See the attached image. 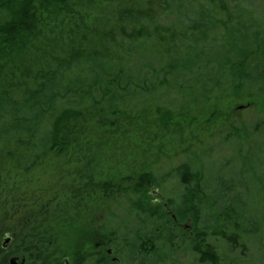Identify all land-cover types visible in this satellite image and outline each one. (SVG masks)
<instances>
[{"label":"trees","instance_id":"16d2710c","mask_svg":"<svg viewBox=\"0 0 264 264\" xmlns=\"http://www.w3.org/2000/svg\"><path fill=\"white\" fill-rule=\"evenodd\" d=\"M202 1L164 0L165 7L157 16L170 19L167 28L161 27V30H167L166 34L160 33L159 27L151 28L153 19L149 13H134L129 9L119 12L123 21L137 27L127 39L116 44L112 56L98 50L70 48L65 57L56 58L54 68L31 72V64L28 71L35 87L26 89L21 99L12 97L0 87V149L3 143H9L26 152L24 162L30 165L47 153H62L72 146L77 137L70 139L68 136L73 132L72 125V131L69 130L70 120L84 116L83 113L124 114L139 107L160 106L164 102L158 120L168 125L170 120L184 116L186 105L198 99L218 95L237 97L252 88L261 89L259 86L264 84V21L254 19L250 13L245 17L247 11L242 4L246 2H241L236 27L228 30L229 40L225 42L222 38L224 42L220 43L215 37L218 27L214 6L210 0ZM92 2L0 0V13L6 15V20L0 23V83L7 76L6 67L18 60L25 61L31 51L42 49L43 38L51 31L46 24L48 17L63 15L70 20L72 17L82 19L84 6ZM176 29L183 38L178 46L174 45L173 38ZM241 31L242 43H239L235 39ZM245 43L247 46L243 48ZM222 73L229 76L228 82H224ZM170 92L176 103L172 107L165 101ZM260 123L264 126V121ZM258 125L253 127V133L256 131L264 136V130L258 131ZM249 153L250 159H233L237 166L228 171L227 179L223 175L226 161L218 160L217 165L214 159H209L206 149L186 156L184 163L168 172V178L152 171L136 173V184L129 188L131 195L124 198L129 200L130 211L126 210L128 215L121 214L127 223L131 213L136 219L149 218L154 222L151 235L136 232L130 238L127 233L131 231L123 226L127 236H120V229L109 225L110 219H118L119 215L109 210L104 226L94 229L91 239L73 240L74 232H70L71 241L64 249L66 251L54 250L53 254H58L54 261L59 264L63 256L72 258L71 264H84L87 260L91 264L126 263L123 257L113 260L118 250L128 256L141 249L158 257L159 254L167 256L168 252L175 250V244L169 239L172 235L166 233L164 237L167 250L164 252L155 244L159 238L154 233L161 223L166 228L169 219L178 230L188 219L195 226L204 222L203 227L210 221L206 228L210 227L211 233L231 249L249 244L257 246L261 239L264 241V217L256 222L253 214L254 207L257 211L264 210V177L260 172L263 162L260 151L252 156L255 160ZM171 176L175 179L176 191L169 197H162L165 200L163 205L160 204L162 199H157L154 204L150 201L153 190L147 192L149 186L163 188ZM258 184L261 192L257 194ZM106 185L100 183L105 190ZM258 196L260 202L256 200ZM247 199L252 200L246 202ZM254 201L257 206L252 205ZM19 215L17 224L24 223L30 217V211ZM200 234L202 237L186 248L198 254V263L220 264L218 252L206 239L210 233L205 230ZM93 242L94 247L108 248L86 253L84 247ZM109 249L112 254L107 252ZM157 260L164 264L163 258ZM0 264H7L6 259H0ZM62 264H66L64 259Z\"/></svg>","mask_w":264,"mask_h":264},{"label":"rangeland","instance_id":"374dc122","mask_svg":"<svg viewBox=\"0 0 264 264\" xmlns=\"http://www.w3.org/2000/svg\"><path fill=\"white\" fill-rule=\"evenodd\" d=\"M210 1L215 9L214 18L218 27L215 37L220 43L224 38L227 42L228 30L236 27L237 10L241 2H246L241 3L247 11L245 17L250 13L254 19L264 21V0ZM163 2L93 0L89 6H84L82 19L72 17L70 20L67 19L70 17L63 15L48 17L46 24L51 31L43 38L42 49L31 51L25 61L18 60L6 67L7 76L1 80L0 87L12 97L21 99L26 89L35 87L33 76L28 71L31 64V72L54 68L57 65L56 58L65 57V52L70 48L113 54L116 44L127 39L137 27L121 19L119 12L124 9L134 13H149L153 19L151 28L159 27V32L166 34L167 30H161V27L167 28L170 19L157 16L159 10L165 7ZM5 20V13H0V23ZM177 31L173 34L175 46L183 41ZM237 34V38L234 35L236 42L242 43V31ZM246 46L247 43L243 48ZM221 75L224 82L229 81V74L228 77H225L226 73ZM259 87L261 89L252 88L237 97L218 95L188 103L183 111L184 116L170 120L168 125L158 120L164 102L160 106L139 107L124 114L83 113L84 116L70 120L69 130L72 131L73 126V132L68 136L70 139L77 137L72 146L62 153H47L30 165L24 162L26 152L3 143L0 149V245L5 234L12 238L7 250L0 253V259L5 257L9 264L10 257L17 256V264H58V261H54L58 255L53 254L54 250L66 251L64 249L71 241L70 232H74L73 240L82 237L91 239L92 231L104 226L109 210L119 215L118 219H110L109 225L120 229V236L126 235L123 226L131 231L126 235L130 238L136 232L151 235L154 222L149 218L142 216L136 219L131 213L127 223V219L123 221L122 217L127 214L126 210L130 211L129 200L124 198L131 195L132 190L129 188L136 184V173L152 171L155 175L164 174L168 178V172L184 163L185 157L193 151L206 149L209 159L226 161L224 179H227L228 171L237 166L233 159H250L249 152L252 157L260 151V160L263 162L260 172L261 177H264V136L256 131L253 133V127L264 121V84ZM165 99L170 107L174 105L173 93H168ZM240 106L243 108H238ZM257 127L260 132L264 130L261 123ZM254 157L251 159L255 160ZM168 180L163 188L159 185L149 186L147 192L153 190L150 201L154 204L157 199H162L160 204L163 205L165 200L162 197H169L176 191L174 177ZM100 183H106V188L111 189L105 190ZM257 187L258 191H255L258 194L261 186L258 184ZM249 200L252 199L246 202ZM256 200L260 202L261 199L258 196ZM257 202L254 201L252 205L257 206ZM27 211H30V217H26L28 220L17 224L19 213ZM253 214L257 222V219L264 217V210L257 211L254 207ZM189 222V219L182 222L180 230L175 228L170 219L165 223L166 228L163 223L158 226L154 235L159 238L155 242L159 250L167 251L166 233L172 235L169 239L175 244V250L168 252L167 256L159 254L158 257L141 249L130 256L118 250L114 257L126 259V263L122 261L124 264L161 263L157 258H163L164 264H202L197 261L198 254L186 247L202 237L201 231L207 230L210 233L207 242L218 252L220 264H264L262 239L257 246L249 244L231 249L220 237L211 233L210 227L206 228L210 221L205 227L204 222L196 226ZM93 244H87L84 251L94 253L108 248L94 247ZM63 259L61 256L59 264H62ZM66 260L69 264L73 261L70 257H66ZM91 263L87 260L84 264Z\"/></svg>","mask_w":264,"mask_h":264},{"label":"flooded vegetation","instance_id":"af4514ba","mask_svg":"<svg viewBox=\"0 0 264 264\" xmlns=\"http://www.w3.org/2000/svg\"><path fill=\"white\" fill-rule=\"evenodd\" d=\"M13 233H14V232H13ZM4 237H5V238H4V240H3V243L0 245V247H1V249H0V250H1L0 253H2L3 251H6V250H7V248H8V244L10 243L11 238H12L9 234H5ZM5 239L7 240L6 242H5ZM13 257H15V259H16L14 264H17L19 258H18L17 256H11L10 259L13 258ZM4 258H5V257H4ZM10 259H9V264H11V263H10ZM64 262H66V264H69V263L67 262L66 258H64Z\"/></svg>","mask_w":264,"mask_h":264},{"label":"water","instance_id":"95a60500","mask_svg":"<svg viewBox=\"0 0 264 264\" xmlns=\"http://www.w3.org/2000/svg\"><path fill=\"white\" fill-rule=\"evenodd\" d=\"M238 108H243V106H240V107H238ZM6 241H7V240L5 239V242H6ZM107 252H108L109 254H112V250H110V249L107 250ZM15 260H16L15 257L11 258V259H10V263H11V264H14V263H15ZM113 260L118 261V259L115 258V257L113 258Z\"/></svg>","mask_w":264,"mask_h":264}]
</instances>
